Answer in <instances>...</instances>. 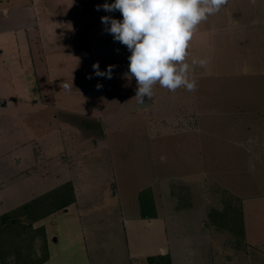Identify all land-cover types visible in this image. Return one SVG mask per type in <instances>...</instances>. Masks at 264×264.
Listing matches in <instances>:
<instances>
[{
	"label": "rangeland",
	"instance_id": "rangeland-1",
	"mask_svg": "<svg viewBox=\"0 0 264 264\" xmlns=\"http://www.w3.org/2000/svg\"><path fill=\"white\" fill-rule=\"evenodd\" d=\"M73 44L78 48V40ZM189 53V62L193 57L209 59L206 67H197L190 73V77L197 80V89L193 92L178 89L188 93L190 98L187 99L162 96L159 105L150 108L154 116L147 122V132L131 131V137L121 136L123 126L132 124L134 118L133 114L123 112L124 107L119 103L117 109H122L114 117L112 137L111 131L106 129V136L99 137L103 132L98 131L96 119L76 115L63 117L73 124L84 122L80 133L85 140L82 144L76 143L73 149L80 161H70L66 167L72 173H83L80 181L82 183L83 179V190L87 193L77 202L74 199L75 205L68 213L60 210L30 226L26 216L18 218L16 240H24L25 245L20 250L16 245L1 246L4 259H0V264H17L18 253L21 261L32 263L45 252L48 259L42 264H75L74 256L80 246L87 249L90 264H148L147 258L155 255L140 257L145 256L147 246L152 249L149 252H155L157 233L132 235L127 244L122 222L113 221L114 216L120 218L111 210L114 207L105 211L103 205L112 203L113 189L120 196L132 197L142 184L149 183L162 208L174 203L173 213L171 209L169 212L176 217L171 219L185 231L193 228L188 216L198 217L200 208L205 214L208 209L219 207L224 192L234 198L242 193L258 196L260 203L256 205H261L254 204L248 209L245 230L256 246L247 241L244 233V241L239 244L242 248L236 249L231 245L229 234L207 225L200 231L204 233L201 239L192 235L187 237L188 242L184 245L190 250L197 240L203 246V252L174 255L176 264H264V0H255V3L252 0H228L220 12L199 25L190 42ZM53 75L55 84L62 89H65V83L73 84L70 90L65 89L64 100L69 106H78L82 112L90 114L89 117L93 115L98 119L101 116L97 105L102 102V97L95 90L93 79L88 78L93 76L91 65L81 64L75 55L62 57L58 65L54 63ZM13 83L16 91L24 90L18 82ZM43 101L44 98L38 99L39 103ZM180 101L185 108L177 109ZM54 115L52 108L43 104L31 107L20 119L25 128L30 129V135L42 133L45 137L47 129L45 131L44 127L53 123L50 117ZM142 137L144 141L140 139ZM243 139L253 140L255 145H243ZM97 143L95 151L89 149L91 144ZM241 162L251 171L238 173ZM253 170L257 173L249 178ZM42 175L46 179L45 173H38L39 180ZM240 177L244 179L243 188L242 184L238 188ZM33 180L35 178L20 185L30 191L38 189ZM108 181L111 183L107 184ZM250 182L255 183L254 189ZM14 185L6 188L3 184L0 210L19 209L46 194L14 208L26 198L17 200L21 195ZM44 238L46 249L43 251ZM153 238L155 241L151 243ZM147 241H150L149 245ZM169 244L170 248L175 246L172 238Z\"/></svg>",
	"mask_w": 264,
	"mask_h": 264
},
{
	"label": "crops",
	"instance_id": "crops-1",
	"mask_svg": "<svg viewBox=\"0 0 264 264\" xmlns=\"http://www.w3.org/2000/svg\"><path fill=\"white\" fill-rule=\"evenodd\" d=\"M106 2L113 3L114 0H0V198L5 187L15 184L14 189L16 188L21 195L17 200L22 199L21 197L26 198L20 204L18 202L14 208L64 183L72 184L75 202L80 196L82 197V194H85L84 181L83 179L82 183L80 181L83 173H72L66 167V163L70 161L74 163L80 161L73 149L76 143L82 144L85 140L80 133L81 129H84V122H76V124L67 122L63 119L65 115L96 119L98 131L102 130L103 132L99 137L106 136L105 129L111 131L110 137H112V134L114 135L112 129L115 128L114 117L120 114L118 110L122 109H117L119 103L124 107L123 112L133 114L132 124L124 125L121 135L124 137L126 134L131 137V131L147 132L149 125L147 122L154 116L150 108L158 106L162 96H176L177 99L190 98L188 93L178 90L177 94L169 90L164 91L157 84L153 88V96L150 99L145 97L143 105L132 99L135 96L136 81L134 78L125 76V73L128 72L127 58L131 53L126 46L114 41L113 36L105 31V25L101 23L100 19L102 16L122 19L121 14L118 11L96 10L97 5ZM77 40L78 48L73 44ZM69 49H74V51L67 52ZM54 52L55 54H53ZM73 54L77 56L81 64H86V67L91 65L95 90H98L102 97V102L97 105L98 113L100 111L101 114L98 119L93 115L89 117L90 114L82 112L83 109L78 106H69L64 100L67 91L55 84L54 63L58 65L62 57L74 56ZM96 62L99 63L101 71L106 70L109 65L115 66L111 79L95 76L92 65ZM13 82L21 84L24 90L16 91ZM18 83H16V87ZM98 83H103L102 88L97 89ZM42 98L45 101L39 103L38 99ZM31 102H33L32 105ZM180 102L182 105L178 104L177 109H180V106L185 108L183 101ZM43 104L52 108L55 115L50 117V120L53 123L50 122L49 127H44L45 131L47 129L45 137L42 133L36 136L30 135V129L25 128L20 116L28 113L31 107L35 108ZM161 104L163 105V101ZM30 114L32 113L28 115ZM138 114L140 116H136ZM79 123L81 125H78ZM140 139L144 141L143 137ZM100 145L101 143L99 147ZM243 145L254 146L255 144L253 140H244ZM97 146L98 143L91 144L89 149L95 151ZM37 148L40 150L38 151ZM246 171L251 170L246 169L241 162L238 173ZM38 173H45L46 179L42 175L39 180ZM255 173L257 171L254 170L249 173V178ZM33 178H35L33 181H36L39 186L38 189L30 191L24 185H20ZM110 183L111 181L107 182V184ZM241 184L243 188V177H240V181H238V188ZM249 185L254 189L255 183L250 182ZM148 188L152 191L157 214L153 219L141 218L137 203L138 193ZM257 197L242 193L237 198L243 213L245 237L249 243L255 246V240L247 235L245 230L249 216H247L248 209L254 204V206L261 205H256L260 203L257 201ZM110 199L112 203L103 205L105 206L103 209L107 211L114 207L111 210H114L120 218L116 219L114 216L113 221L122 222L127 244H130L132 235L139 237L147 235L148 232L157 233V240L155 241V238L151 240V243L155 241V252H149L152 249L147 246L145 256L140 258H146L147 255L168 254L172 264H176L174 253L198 255L203 252L204 248L197 242L196 237L200 238L204 234L200 232L206 221L207 212L204 214V209L200 208V213L197 214L199 218L195 215L192 216L193 218L188 216L193 228L185 231L171 219L176 217L172 214L173 208L176 207L174 203L165 204V207L162 208L159 203L160 199L156 196L150 183L142 184L132 197L126 194L120 196L118 191L113 189ZM75 202L64 209V212L63 210L61 212L68 213ZM113 202H116V205ZM196 208L195 204L194 209L196 210ZM170 209L172 213L169 212ZM9 211L0 210V216ZM168 224L171 226L169 227ZM192 235L196 236L193 237L196 240L195 247L188 250V247L184 245L188 242L187 237H192ZM171 238L175 242V246L173 244V247L170 248L169 239ZM147 242L149 245L150 241ZM177 249L179 252H176ZM191 251H193L192 254L189 253ZM77 252L78 254L74 256L75 264H90L87 249L80 246L77 248Z\"/></svg>",
	"mask_w": 264,
	"mask_h": 264
},
{
	"label": "clouds",
	"instance_id": "clouds-1",
	"mask_svg": "<svg viewBox=\"0 0 264 264\" xmlns=\"http://www.w3.org/2000/svg\"><path fill=\"white\" fill-rule=\"evenodd\" d=\"M227 3L228 0H114L96 6L97 11L121 14L122 19L112 16L100 19L114 41L131 53L125 76L136 81L132 99L143 105L145 97L153 96L157 84L171 92L197 89V80L190 73L197 67H206L209 59L193 57L189 62L190 42L199 25ZM114 67L109 65L101 71L98 62L92 65L95 76L107 79L112 78ZM63 87L70 90L73 84L65 83ZM96 87L100 89L102 85L98 83Z\"/></svg>",
	"mask_w": 264,
	"mask_h": 264
},
{
	"label": "trees",
	"instance_id": "trees-1",
	"mask_svg": "<svg viewBox=\"0 0 264 264\" xmlns=\"http://www.w3.org/2000/svg\"><path fill=\"white\" fill-rule=\"evenodd\" d=\"M222 199L217 208H210L207 211L204 226H211L220 233L229 234L231 245L239 249L244 241V222L243 213L239 201L227 192L222 194ZM74 194L70 183H64L57 188L47 192L33 201L24 204L19 209L4 213L0 216V259L3 261V252L1 246L16 245L17 249H22L24 240L17 242L16 223L18 218L26 216L30 220V225L41 218L49 216L55 212L66 209L74 202ZM137 203L140 217L143 219L156 218V208L152 191L144 189L138 193ZM16 224V225H15ZM21 226V225H20ZM25 229L24 226H21ZM44 237V236H43ZM227 244H229L227 242ZM46 249L45 238L43 239V251ZM17 250V251H18ZM17 264H42L47 261L46 252L44 256L36 259L32 263H26L19 259L20 253L17 254ZM148 264H171V258L168 254L156 255L147 258Z\"/></svg>",
	"mask_w": 264,
	"mask_h": 264
}]
</instances>
